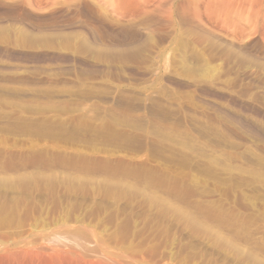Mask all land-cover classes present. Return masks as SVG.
<instances>
[{
  "label": "rangeland",
  "instance_id": "rangeland-1",
  "mask_svg": "<svg viewBox=\"0 0 264 264\" xmlns=\"http://www.w3.org/2000/svg\"><path fill=\"white\" fill-rule=\"evenodd\" d=\"M0 8L34 18L0 17V264H264V0ZM110 41L142 56L97 59Z\"/></svg>",
  "mask_w": 264,
  "mask_h": 264
},
{
  "label": "bare ground",
  "instance_id": "bare-ground-1",
  "mask_svg": "<svg viewBox=\"0 0 264 264\" xmlns=\"http://www.w3.org/2000/svg\"><path fill=\"white\" fill-rule=\"evenodd\" d=\"M3 7V6H2ZM10 8H12V7H10ZM14 9V8H13ZM16 10H17V8H16ZM25 11V10H24ZM31 15V14H30ZM29 14H28V12L26 13V12H17V11H14V10H3V9H1L0 8V17H4V19L5 18H9L10 19V22L11 21H14L15 22V25L17 24L16 22H18L19 23V21H25L26 23H27V21L29 20L30 21V19L33 21V16L31 15L30 16ZM1 20V21H4V23H5V20ZM8 20V19H7ZM35 20H37V18L35 17ZM0 21V30H1V28H2V22ZM36 23H37V21H35ZM39 22V21H38ZM6 23H8V22H6ZM34 24V25H38V24ZM13 24V23H12ZM21 24V23H20ZM28 24V23H27ZM19 25V24H18ZM41 25V24H40ZM39 25V26H40ZM159 23H158V21L157 20H154V18L152 19V20H150V21H148V22H146V26H150V27H154V28H159ZM5 26V25H4ZM28 26V25H27ZM32 26V25H31ZM30 26V27H31ZM35 27V26H34ZM32 28L33 30H34V36H33V38H32V45L31 46H33V47H41V46H51V43H52V41H53V38H52V36H53V34H51L50 33V30L48 31V30H45L46 28H48V27H45V29H43V28ZM15 28H17V25H16V27ZM50 28V27H49ZM52 28V27H51ZM4 29H5V27H4ZM31 29V28H30ZM53 29V28H52ZM54 30V29H53ZM32 31V30H31ZM55 31V30H54ZM13 32H14V30H13ZM17 32H18V30H17ZM14 33H16V31L14 32ZM13 33V34H14ZM50 33V34H49ZM29 34V33H28ZM30 35H32V34H30ZM73 36V35H72ZM12 37H13V35H12ZM211 37V36H210ZM210 37H208V36H206V35H202V34H200V35H198V37H197V42L198 43H200V44H202V43H207L208 44V47H209V49H210V51H212V52H215L216 54H220V56H219V58L222 56V57H224V59H222V57H221V59L222 60H228L227 61V63L228 62H230L229 61V59L230 58H232V56H234V54H235V51L236 50H234L232 47H228V45H224V43L225 42H220V40L218 41V40H214V38L212 39V38H210ZM16 38V37H15ZM66 38H68V39H70L71 38V33L70 34H67V33H64V31L63 32H54V44L55 43H57L58 42V40L60 41V40H62V39H66ZM14 40H16L17 42H18V39H14ZM118 40H120V39H118ZM14 43V45H16V43H15V41H13ZM123 42V41H122ZM60 43V42H59ZM206 44V45H207ZM84 45V44H83ZM89 46V44H85V47L86 46ZM231 45V44H230ZM18 46V45H17ZM55 46V45H54ZM90 48L89 49H91V45L89 46ZM72 48V47H71ZM70 48V49H71ZM142 48H143V45L141 44V43H136L135 41H129V42H123V43H121V41L119 42H109L108 44H102V43H98V42H96V46H93L92 47V54L94 55L95 54V57L97 58V59H99V60H104V61H109V62H116V61H129V60H132V59H137V58H139L140 56H142V54H141V52H142ZM5 49V48H4ZM6 50H8V49H6ZM2 51H3V49H2ZM79 51V50H78ZM208 51V50H207ZM247 51V50H246ZM1 52V51H0ZM4 52V51H3ZM11 52H12V50H11ZM243 52V51H242ZM13 53V52H12ZM11 53V54H12ZM214 53V54H215ZM4 54H6L5 52H4ZM10 54V53H9ZM212 55H213V53H211ZM20 55V54H19ZM14 56V55H13ZM55 56V55H54ZM214 57H217V56H215V55H213ZM20 57V56H19ZM58 57V56H57ZM241 57H242V55H241ZM62 58V57H61ZM60 58V59H61ZM235 58V57H234ZM245 58V57H244ZM56 60H57V58H55ZM59 59V60H60ZM64 59H65V57H64ZM63 60V59H62ZM232 60H234V59H232ZM241 60V59H240ZM242 61V60H241ZM250 61V60H249ZM254 62V61H253ZM81 63V62H80ZM120 63V62H119ZM231 63V62H230ZM254 63H256V62H254ZM261 63V62H260ZM83 64V63H82ZM229 64V63H228ZM258 64V63H257ZM259 65V64H258ZM252 69H253V67H252ZM256 69V68H255ZM260 69H262V71L264 70V64H262L261 65V68ZM251 70V69H250ZM254 70V69H253ZM259 70V69H258ZM257 71V70H256ZM250 72H254V71H249L248 72V74L250 73ZM261 72V71H260ZM210 73V72H209ZM208 73V74H209ZM257 73V72H256ZM258 73H259V71H258ZM247 74V75H248ZM261 74V73H260ZM262 74H263V72H262ZM254 75H255V73H254ZM246 76V75H245ZM244 76V77H245ZM251 76H253V75H251ZM257 76V75H256ZM255 76V77H256ZM260 76L261 75H259V79H260ZM196 77V76H195ZM204 77H205V75H204ZM244 77L242 78V79H244ZM209 78H210V75H209ZM248 78V77H247ZM240 79H241V77L238 79V80H235V81H239L240 82ZM250 79H252V81H253V78H250V76H249V78H248V80H250ZM257 79V78H256ZM255 78H254V80H256ZM197 80V79H196ZM196 80H195V82H196ZM233 80H234V78H233ZM246 80V79H245ZM258 80V79H257ZM200 81V79L199 80H197V82H199ZM202 81V80H201ZM207 81V79L205 80V82ZM210 81V80H209ZM242 81V84H243V81L244 80H241ZM193 82H194V80H193ZM204 82V81H203ZM237 82H235V83H237ZM239 82H238V84H239ZM255 82V81H254ZM254 82H253V84H254ZM174 83H176V82H174ZM199 83H201V85H202V82H199ZM248 83H250V81L248 82ZM247 83V84H248ZM252 83V82H251ZM191 84V83H190ZM206 84H208V83H206ZM240 84H241V82H240ZM182 85V84H181ZM195 85V84H194ZM194 85H192L193 87H194ZM203 85H205V84H203ZM212 85V84H211ZM211 85H205V86H203V87H200L199 89L201 90V92H204V95L205 94H210V95H214L213 93H216V90H213L212 89V87H211ZM186 86H188V85H186ZM200 85H198V87H199ZM236 86V85H235ZM250 86H252V85H250ZM177 87H178V85H177ZM180 87V86H179ZM197 87V86H196ZM197 87V88H198ZM231 87V86H230ZM253 87V86H252ZM182 88H183V85H182ZM190 88H191V86H190ZM195 88V87H194ZM193 88V89H194ZM231 88H233V87H231ZM246 88H248V87H246ZM197 90V89H196ZM234 92V91H233ZM247 92V91H246ZM244 94V93H243ZM219 95V94H218ZM220 96V95H219ZM226 112V111H225ZM227 114V113H226ZM18 252V251H17ZM16 252V253H17ZM13 253V252H12ZM12 253L10 254V255H12ZM21 252H19V254H20ZM14 254V253H13ZM18 254V255H19ZM17 255V254H16ZM13 256H15V255H13ZM22 256H23V254H22ZM22 256H21V258L20 259H22ZM16 257V256H15ZM17 257V258H18ZM1 258H2V256H1ZM0 258V259H1ZM4 258V257H3ZM10 258V257H9ZM14 258V257H13ZM18 258V259H19ZM47 258V257H46ZM61 258V257H60ZM6 259H8V257L6 258ZM12 260V259H11ZM15 260V259H14ZM48 260V259H47ZM55 260V259H54ZM16 261V260H15ZM20 261V260H19ZM56 261V260H55ZM79 261V260H78ZM77 261V262H78ZM90 262V261H89ZM94 262H96V261H94ZM49 263H51V262H49ZM93 263V262H92ZM71 264V263H70ZM95 264H97V263H95ZM99 264H103V261H102V263H101V260L99 261Z\"/></svg>",
  "mask_w": 264,
  "mask_h": 264
}]
</instances>
